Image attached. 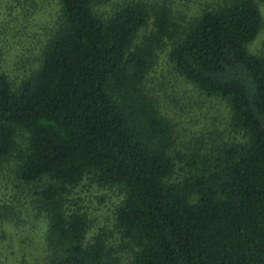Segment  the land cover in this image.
Masks as SVG:
<instances>
[{
	"label": "trees",
	"instance_id": "obj_1",
	"mask_svg": "<svg viewBox=\"0 0 264 264\" xmlns=\"http://www.w3.org/2000/svg\"><path fill=\"white\" fill-rule=\"evenodd\" d=\"M59 25L19 84L0 74V167L37 186L31 218L47 220L49 264H122L69 196L84 181L116 188L128 264H264V57L251 54L256 0H200L188 21L166 5L58 0ZM154 32L141 44L140 32ZM169 41L176 73L223 100L245 143L178 149L175 127L145 91ZM13 215L0 206V221Z\"/></svg>",
	"mask_w": 264,
	"mask_h": 264
},
{
	"label": "rangeland",
	"instance_id": "obj_2",
	"mask_svg": "<svg viewBox=\"0 0 264 264\" xmlns=\"http://www.w3.org/2000/svg\"><path fill=\"white\" fill-rule=\"evenodd\" d=\"M125 0H103L99 14L107 16ZM166 5L176 17L190 20L197 14L200 0H144ZM263 26L248 50L264 57V0H256ZM58 0H0V74L6 73L14 84L29 77L39 66L46 42L59 25ZM154 32L151 21L136 44ZM169 41L158 47L154 64L145 81V91L153 97L159 111L175 127L178 149L209 150L224 143H245L242 131L229 121L227 104L202 94L180 77L169 60ZM11 161L0 167V206L8 205L13 215L0 221V264H49L45 237L48 228L43 217L31 218L32 195L37 186L21 184ZM124 195L116 188H100L84 181L69 196L71 208H81L89 216L88 238L103 234L118 251L122 264H128L132 250L122 241L117 229L116 211Z\"/></svg>",
	"mask_w": 264,
	"mask_h": 264
}]
</instances>
